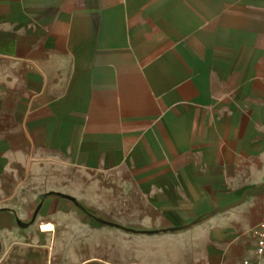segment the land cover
Listing matches in <instances>:
<instances>
[{
    "label": "crops",
    "instance_id": "obj_1",
    "mask_svg": "<svg viewBox=\"0 0 264 264\" xmlns=\"http://www.w3.org/2000/svg\"><path fill=\"white\" fill-rule=\"evenodd\" d=\"M262 225L264 0H0V264H261Z\"/></svg>",
    "mask_w": 264,
    "mask_h": 264
},
{
    "label": "built area",
    "instance_id": "obj_2",
    "mask_svg": "<svg viewBox=\"0 0 264 264\" xmlns=\"http://www.w3.org/2000/svg\"><path fill=\"white\" fill-rule=\"evenodd\" d=\"M252 235L255 239V253L259 259L262 260L261 264H264V225L257 227L252 231ZM248 264V261L244 262Z\"/></svg>",
    "mask_w": 264,
    "mask_h": 264
},
{
    "label": "water",
    "instance_id": "obj_3",
    "mask_svg": "<svg viewBox=\"0 0 264 264\" xmlns=\"http://www.w3.org/2000/svg\"><path fill=\"white\" fill-rule=\"evenodd\" d=\"M101 223L103 224H108V225H114L113 223L111 222H108V221H104V220H99ZM187 226V225H186ZM186 226H182V227H177V228H183V227H186ZM146 233H154L156 231H145Z\"/></svg>",
    "mask_w": 264,
    "mask_h": 264
},
{
    "label": "bare ground",
    "instance_id": "obj_4",
    "mask_svg": "<svg viewBox=\"0 0 264 264\" xmlns=\"http://www.w3.org/2000/svg\"><path fill=\"white\" fill-rule=\"evenodd\" d=\"M47 225V224H46ZM46 225H45V227H46ZM42 228H43V226H42ZM48 228V227H47ZM50 228V227H49Z\"/></svg>",
    "mask_w": 264,
    "mask_h": 264
}]
</instances>
